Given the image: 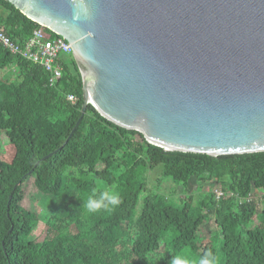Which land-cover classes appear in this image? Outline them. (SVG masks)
I'll list each match as a JSON object with an SVG mask.
<instances>
[{
	"label": "trees",
	"instance_id": "trees-1",
	"mask_svg": "<svg viewBox=\"0 0 264 264\" xmlns=\"http://www.w3.org/2000/svg\"><path fill=\"white\" fill-rule=\"evenodd\" d=\"M0 27L18 43L37 28L60 36L8 0H0ZM60 60L63 75L51 85L41 65L0 42V264H169L172 256L198 264L208 251L218 264H264V151H167L92 104L80 119V66L73 55ZM10 70L14 79L3 73ZM31 178L45 213L23 205ZM167 179L185 195L166 193ZM195 181L198 190L220 185L225 197L209 190L194 202L187 188ZM113 185L121 203L88 213L84 199ZM41 223L49 234L38 242Z\"/></svg>",
	"mask_w": 264,
	"mask_h": 264
},
{
	"label": "water",
	"instance_id": "water-1",
	"mask_svg": "<svg viewBox=\"0 0 264 264\" xmlns=\"http://www.w3.org/2000/svg\"><path fill=\"white\" fill-rule=\"evenodd\" d=\"M8 1L71 43L80 119L92 104L167 151H264V0Z\"/></svg>",
	"mask_w": 264,
	"mask_h": 264
},
{
	"label": "built area",
	"instance_id": "built-area-1",
	"mask_svg": "<svg viewBox=\"0 0 264 264\" xmlns=\"http://www.w3.org/2000/svg\"><path fill=\"white\" fill-rule=\"evenodd\" d=\"M0 42L12 53L20 55L23 58L29 59L34 63L41 65L49 74L50 84L53 85L63 75V66L60 58L66 55H73L71 43L64 37H51L49 32L43 28L34 30L25 42L18 43L14 41L0 27ZM68 99L72 102L76 101L74 94H69ZM217 199L225 197V192L221 188L214 190ZM254 195L251 193L248 200H252Z\"/></svg>",
	"mask_w": 264,
	"mask_h": 264
},
{
	"label": "rangeland",
	"instance_id": "rangeland-1",
	"mask_svg": "<svg viewBox=\"0 0 264 264\" xmlns=\"http://www.w3.org/2000/svg\"><path fill=\"white\" fill-rule=\"evenodd\" d=\"M69 55V54H68ZM13 70H10L9 72L5 71L3 73H5V75H8V73L10 74V78L14 79L18 74L17 72H12ZM12 74V76H11ZM11 79V80H12ZM7 138L4 137L2 141H6ZM4 143H7V142H4ZM160 177V173L159 171H154V172H151L150 174V182H151V186L155 187L154 185H156L157 183V179ZM169 181V182H167ZM171 180L167 179L164 181L163 183V189L166 187L165 189V192L168 193V194H176V195H185V193L182 191V189L179 187L177 189V192L174 193V189H176L175 187V184H172V182H170ZM166 182V183H165ZM204 184V183H203ZM202 184L198 185L197 181L195 182H191L189 184V188L188 189V192H190L191 195H193L194 197V202H197L200 198H201V195H204L206 194L209 190H213L216 186V185H209V184H205L203 187H200L199 190L202 189V193H198V189L197 187L201 186ZM217 187H221L220 185H218ZM24 188H25V199L23 201V205L26 207V208H32L33 210L37 211V212H43L45 213L46 212V205L43 204L42 202V198H41V194H39L37 192V188L34 184V178H31L29 181H27L25 184H24ZM158 189V188H157ZM261 190L258 191L259 194H257V196L259 198H261ZM263 203V202H262ZM141 206H142V202H140V204L138 205V212L139 210L141 209ZM210 229L212 230L213 228H216L217 226L215 225L214 223V220L212 219L211 222H210V225H209ZM205 230L207 231V233L209 232L208 229L205 227ZM49 234L48 230H47V227L46 225H44L43 223H41L39 226H38V229H36V231L33 233V237L36 239V241L38 242H41L43 241V239ZM208 235V234H206ZM163 246V245H162ZM217 264H218V261H217Z\"/></svg>",
	"mask_w": 264,
	"mask_h": 264
},
{
	"label": "clouds",
	"instance_id": "clouds-1",
	"mask_svg": "<svg viewBox=\"0 0 264 264\" xmlns=\"http://www.w3.org/2000/svg\"><path fill=\"white\" fill-rule=\"evenodd\" d=\"M216 188L220 187L216 186L213 189V192ZM120 203L121 198L119 192L113 185L88 196L84 199L83 206L88 213H98L102 210L110 211ZM169 264H192V262L182 256H172ZM198 264H217V258L211 251H208L199 259Z\"/></svg>",
	"mask_w": 264,
	"mask_h": 264
}]
</instances>
